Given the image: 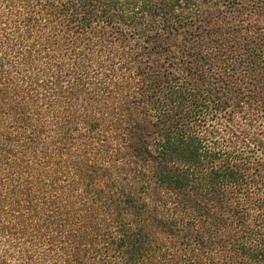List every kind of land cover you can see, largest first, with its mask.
Instances as JSON below:
<instances>
[{"label": "trees", "instance_id": "obj_1", "mask_svg": "<svg viewBox=\"0 0 264 264\" xmlns=\"http://www.w3.org/2000/svg\"><path fill=\"white\" fill-rule=\"evenodd\" d=\"M0 264H264V0H0Z\"/></svg>", "mask_w": 264, "mask_h": 264}]
</instances>
